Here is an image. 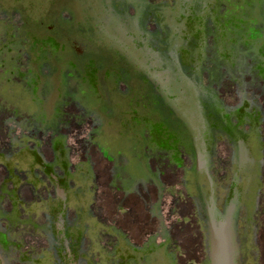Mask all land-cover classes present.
<instances>
[{
    "label": "flooded vegetation",
    "instance_id": "af4514ba",
    "mask_svg": "<svg viewBox=\"0 0 264 264\" xmlns=\"http://www.w3.org/2000/svg\"><path fill=\"white\" fill-rule=\"evenodd\" d=\"M166 1L0 0V264H214L216 232L264 264V67L205 58L170 98L207 120L152 118Z\"/></svg>",
    "mask_w": 264,
    "mask_h": 264
},
{
    "label": "rangeland",
    "instance_id": "374dc122",
    "mask_svg": "<svg viewBox=\"0 0 264 264\" xmlns=\"http://www.w3.org/2000/svg\"><path fill=\"white\" fill-rule=\"evenodd\" d=\"M166 2L165 5L153 7V12L165 31V38L153 49L159 53L178 57V63L176 62L174 68L179 69L178 78H181V81H172L168 92L161 98L152 94V100L158 98L168 102L161 105L162 114H156L152 109L148 112L155 120L166 117L169 126L175 125V120L181 122L178 119L181 117L184 121L189 120L194 123L191 125L195 127L199 116L207 120L206 114L209 108H199L194 105L195 101L191 108L183 107L181 103L173 107L171 100L181 95L179 89L184 90L190 98H194L196 92L194 82L197 80L195 73L198 75L203 72L202 64L205 58H212L214 61L224 60L226 68L231 66L245 68L250 64L248 58H251L264 67V0H167ZM138 77L141 78L142 75L139 76L138 73ZM173 95L174 97L170 98ZM169 109L172 112L175 110L179 112L176 115L173 113L172 116ZM139 113L143 114L145 111L139 109ZM214 236L220 242L228 240L224 232H216ZM228 258V252L222 254V260L225 259L224 264H227ZM32 264L36 263L32 261Z\"/></svg>",
    "mask_w": 264,
    "mask_h": 264
},
{
    "label": "water",
    "instance_id": "95a60500",
    "mask_svg": "<svg viewBox=\"0 0 264 264\" xmlns=\"http://www.w3.org/2000/svg\"><path fill=\"white\" fill-rule=\"evenodd\" d=\"M214 243L218 246V249H214V264H224V261L222 260V254L227 252V249L225 248L226 242H220V240L214 238Z\"/></svg>",
    "mask_w": 264,
    "mask_h": 264
}]
</instances>
